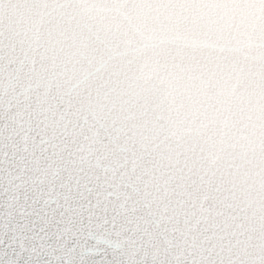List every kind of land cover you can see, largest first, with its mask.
Segmentation results:
<instances>
[{
    "label": "snow or ice",
    "instance_id": "6c2138e0",
    "mask_svg": "<svg viewBox=\"0 0 264 264\" xmlns=\"http://www.w3.org/2000/svg\"><path fill=\"white\" fill-rule=\"evenodd\" d=\"M0 264H264V0L0 6Z\"/></svg>",
    "mask_w": 264,
    "mask_h": 264
},
{
    "label": "clouds",
    "instance_id": "9594fccd",
    "mask_svg": "<svg viewBox=\"0 0 264 264\" xmlns=\"http://www.w3.org/2000/svg\"><path fill=\"white\" fill-rule=\"evenodd\" d=\"M11 0H0V6H2L5 10L9 7Z\"/></svg>",
    "mask_w": 264,
    "mask_h": 264
}]
</instances>
